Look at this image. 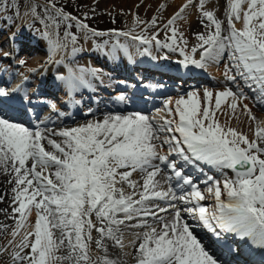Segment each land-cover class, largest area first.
Listing matches in <instances>:
<instances>
[{
    "label": "snow or ice",
    "instance_id": "snow-or-ice-1",
    "mask_svg": "<svg viewBox=\"0 0 264 264\" xmlns=\"http://www.w3.org/2000/svg\"><path fill=\"white\" fill-rule=\"evenodd\" d=\"M206 3L198 0L205 31L196 34L199 43L189 49L178 21L186 19L193 0H186L167 19L164 41L158 39L159 32L147 34L157 27V17L147 22L137 17L136 25H144L139 33L104 32L85 22L87 14L81 19L66 11L60 0H30L23 13L29 22L18 27L10 40L15 43L25 34L38 37L48 63L64 65V58L56 57L69 45L75 56L81 50L76 47L81 34L86 39L114 35L126 42L116 39L109 48V40H104L95 47L112 55L122 51L130 61L133 54L127 40L136 43L137 54L152 60H171L167 53L152 55L153 47L178 51L182 59L155 66L162 77L175 73L182 78L192 66L204 69L209 63H223L222 75L230 86L215 96L204 88L203 106L197 90L166 100L168 118L162 122L146 114V109L128 111L129 104L137 105L143 97L121 92L116 102L124 110L55 131L40 126L44 122L37 111L48 108L64 115L55 102L39 93L34 94V102L21 85L0 84V171L11 176L16 205L12 212L18 214L12 217L15 226L8 247H0V253L11 248L12 264H128L126 257L131 264H226L216 249L229 235L264 250V122L257 123L256 138L250 140L221 123L217 115L235 118L241 103L249 99L245 88L264 106V0H226V26L206 9ZM22 4L23 0H0V12L11 8L18 18ZM5 20L11 22V17ZM238 22L242 27H236ZM11 55L5 52L3 58ZM64 66L66 74L58 71L54 79L63 83L75 104L81 101L73 93L92 88L89 77L103 83L100 70ZM162 86L157 81L150 87ZM223 104L229 112H222ZM243 109L256 120L247 104ZM29 113L37 124H32ZM88 114L93 115L91 108ZM202 164L224 175L218 179L205 174L200 182L206 185L203 191L185 171L191 166L204 173ZM165 169L171 171L166 182L176 181L167 189L157 179ZM223 170H231L232 175ZM209 196L214 200L211 208L201 204ZM33 212L34 224L29 220ZM188 217L206 232L197 233ZM6 229L7 225H0V230ZM94 249L99 254L94 255ZM110 249L118 251L113 255Z\"/></svg>",
    "mask_w": 264,
    "mask_h": 264
},
{
    "label": "bare ground",
    "instance_id": "bare-ground-1",
    "mask_svg": "<svg viewBox=\"0 0 264 264\" xmlns=\"http://www.w3.org/2000/svg\"><path fill=\"white\" fill-rule=\"evenodd\" d=\"M184 1L185 0H121V2L125 3L122 9L126 10L125 13H127L129 17H132L131 20H129V23L127 24L128 29L126 31H129L131 29L136 33L140 32V28L143 27L144 25L143 24H141L139 26L136 25L135 22H136L137 17H139V19L141 21H144V22L151 21L153 17H157V27L149 29L147 34L151 35L155 32H159L158 39L164 41L166 39V37H165V30L163 28V25L166 23L167 19H169L179 9V8L177 9L176 7L180 6V4H182ZM193 1H195V0H193ZM113 3H114V0H92V5L95 6L97 4V7H100L103 4L112 5ZM170 3H172V4L168 8V4H170ZM195 3H196V1H195ZM195 3H194L193 8L191 9V7H190L191 10H189L193 13L189 16V15H187V12H185L186 19L178 21L180 30L184 33V36L188 41V48L189 49H191V47H193L199 43L197 38H196V34L199 32L205 31V28L200 23L201 14H200V10H199V4L197 3L195 5ZM162 4L166 5V7L160 8V5H162ZM183 5H184V3H183ZM205 7L207 10L214 11L215 15L218 19L224 20L225 26H226V24H227L226 15H225L226 6H224L222 3H220L219 0H207ZM205 23H207V21H205ZM236 27L240 28V27H242V24L241 23L236 24ZM169 35H170V33H169ZM7 41H10V40H8V38H5V40L1 41L0 43H6L7 44ZM120 41L122 43H124V42H126V38L120 37ZM19 42H23L24 44L28 45V48H33V45H37V47L33 50L28 49L29 53H34L39 49H41V50L44 49L43 45H42V47L38 46L39 44L41 45V43H42V42H40L38 37L32 36V37L28 38L27 36H24L23 39L17 40V43H19ZM127 42L130 44V51L133 54V59L131 61L128 59L127 56L124 55V53L122 51H118L115 55L109 54L107 49H104V50L98 49V50L94 51L96 53V56L105 57L109 61L108 64H115V66L112 67V70L118 74L121 73L122 76H124L126 79H124L122 77H118V79H117L115 77L114 80H111L110 78L100 76V79H102V81H103V83H100L99 79H94V78L89 77L91 84H92L91 89H95V92L100 94V97H99V95H93V101L96 102V100H97L96 98H99L100 101H101L100 98H108L109 95L107 93V90L112 91L115 82L119 83L121 85H124V84L127 85V86H125V85L123 86L124 88H126V91H125L126 94L120 90H116L113 92V94L114 93L115 94L112 96V98L116 99V96L121 94V92H123L125 95H130V96H132L133 94L136 95L135 93L138 92L137 86H139V85L149 87L148 90L144 91L145 93L147 92L149 94H152L155 92L156 94H159L162 89L168 88L167 79L177 78L178 85H176L174 87V89H172V90H176V92L182 91L179 89V87L181 86L182 83L185 82V80H189V81H186L187 82L186 84H184V85L188 84V86L189 85H195V83H197V82L207 80V77H205L204 74H202L201 72L196 73V72H194V70H192L191 72L190 71L186 72L185 74L182 75V78H178L175 73H169L168 75H164L163 78H159L158 74H160V73L157 71H155V72L153 71L156 68L155 66L159 63H168V62L162 61V60H152L151 57H149L147 55H143V56L139 55L136 52V43L131 42L130 40H127ZM168 42H170V41H168ZM142 47L143 46H141V48ZM163 51H166L168 53H172L167 49L157 51L155 49V47H153L152 55L161 56L163 54ZM82 52L85 53V56H83L82 58H78V59H77V55H79V52H78V54L76 53V55L73 56L72 53H65L64 51H61L56 58L60 59L61 57H63L64 63H66V65H68V63H72L71 65H73L74 70L78 69L79 67L102 70V68L98 64H96L95 62L89 61L88 58H89V56H91L90 51H82ZM12 55H13V53H12ZM0 56H3V54H1ZM197 56L199 57L198 54H197ZM46 57L47 58L44 60L47 62L48 56H46ZM30 60H29V64H31ZM120 60H124V61L126 60V62H125V66L127 68L126 70H124L121 66H119L117 64L120 62ZM3 61L7 62L6 59H3ZM31 62L32 63L34 62V65L36 66V63L34 60H31ZM3 65H5V63H3ZM3 65L0 67V69L3 67ZM48 65H52L53 69L56 66V65L51 64V63H48ZM216 66H218V65H216ZM213 67H212V69H213L214 74L218 78H220V81H225L223 78V75H222V73L224 71L223 68L217 69V67L216 68H213ZM105 68H106V71H105L106 75H114V73H111L112 71H111L109 65H107V67H105ZM218 68H219V66H218ZM37 69H38V67H37ZM131 70H134L136 72L135 76H132L130 74ZM11 71H12L11 74L13 72H15L13 69ZM53 72L54 71H52V70H48V68H46V69L44 68L39 72H37V70L34 71V73H35L34 77H35L36 83H40V85L46 84V86H50L52 84L51 81L53 80V75H54ZM151 72L155 78L151 77V79L150 78L144 79V75L146 73H151ZM62 73L66 74V69L63 70ZM14 76H15V80H16L15 83H18V81H22V83H23L24 79L22 76L16 77V73L14 74ZM184 77H187V78L184 80L183 79ZM158 79H161L160 82L162 83L163 86L162 87H156V88L150 87L151 85H156L157 81H159ZM138 80L141 81V84L138 82ZM162 81H164V82H162ZM217 82H219V80H217ZM58 83H59V86L61 89V92L59 93V97L62 98L63 101L64 100L68 101L69 98H67L68 95H66V92H67L66 87L63 85L62 82L59 81ZM105 89H106V91H105ZM214 92H216V91H214ZM170 95H171L170 99H172L173 101L178 98L174 93H172ZM214 96H215V93H214ZM142 97L143 98L149 97V99L150 98L152 99V95L149 96V95L145 94ZM70 99L72 100V103H71ZM70 99H69L70 100V107L73 108L74 102H73L72 98H70ZM154 99L157 100L160 98H159V96L156 95ZM34 100H35V98H34ZM99 100L97 101V103L99 102ZM55 103L57 104V106L60 110L61 107L58 105L57 102H55ZM213 104H214V99H213ZM243 104L248 105V108L251 109V112L256 117V119H261L258 122H264V106L260 107V108H255V107L251 106L250 103L248 102V100L246 99L241 103L240 107L237 109L235 118H229L228 116L221 115L220 113H218L217 115H218V118L221 121V123L226 122L228 124V126L233 127V128H238L241 125L242 127L239 130L245 131L246 128H244V126L241 123L243 121L251 123L252 119H250L249 115L247 113H245V111L243 109ZM135 106H143V104L140 103V105H135ZM222 110L225 113L229 112L227 104L222 105ZM62 111L63 110H61V112ZM83 112H87V110L84 109ZM107 112H109V111L98 113L97 117H95V118H102V116L104 114H106ZM95 118H93V119H95ZM167 118H168V116H167ZM253 121H255V120H253ZM78 124H83V123H77L74 125L68 124V125H64L62 127H57L54 129L50 128V129L59 130V129L65 128V127H73V126H76ZM262 126H263V124H262ZM246 131L250 133V135L252 136V139L256 138L255 137V131H248V130H246ZM249 139L251 140V138H249ZM206 166L208 167V165H206ZM210 169L213 172L217 171L214 168H210ZM157 179L160 180L159 177H157ZM9 180H11V176L0 171V196H2L4 198L2 201H0V225L9 224L10 222H12L14 220V219H12V217L15 214L12 212V207H14L16 205L12 204V192H11L12 184L9 183ZM35 219H36L35 212H33L32 215L29 217V220L31 223L34 224ZM1 234H2V232H1ZM9 237H10V234H8V235L6 234L4 237H2L3 240L1 239V242L6 241ZM238 244H239V247H241L239 249L241 251H243V252L240 251V254H241L240 257L245 259L243 261L244 264H246V263L247 264H264V250H260V249L256 248L255 246H250V245L244 244L243 241H239ZM6 247H8V245ZM117 251L118 250L110 249V252H112L113 255H115ZM10 252H11V248H9V252L0 253V259H3V258L7 259L8 258V260L6 262H3L2 264H12V259H11V256L9 254ZM125 259L128 260V264H131L130 258L126 257Z\"/></svg>",
    "mask_w": 264,
    "mask_h": 264
},
{
    "label": "rangeland",
    "instance_id": "rangeland-1",
    "mask_svg": "<svg viewBox=\"0 0 264 264\" xmlns=\"http://www.w3.org/2000/svg\"><path fill=\"white\" fill-rule=\"evenodd\" d=\"M196 1V3H195ZM193 1L195 3V5L198 3V0ZM30 0H23V4L20 8V16L17 18L13 12L14 10L9 8V10L7 12H0V40L3 41L5 40V38H8V40H10V37L12 35L13 32H15L17 30L18 27L25 25L29 22V17H25L23 15L24 11L26 10L27 5L29 4ZM40 3H43L44 0H39ZM220 3H222L224 6H226V0H219ZM184 4L186 3V0L183 2ZM180 4V6H177L176 8H180L182 5ZM194 3L191 7V9L194 6ZM60 4L65 6L66 11L70 12L69 9H71L73 11V15H76L77 17L81 18V19H85V14H87L88 19L85 20L86 23H88L90 25V27L97 29L98 31H104V32H108L109 30H118V31H126L127 28V24L129 23V20H131L132 17H129L126 12V10H123V6H124V2H121V0H114V3L112 5L110 4H103L100 7H97V4L95 6L92 5V0H60ZM172 3L168 4V8L169 6H171ZM189 7V9H187V15H191L193 12L189 11L191 10ZM124 12V13H123ZM71 13V12H70ZM10 16L11 17V22L6 21L5 17ZM127 16V17H126ZM239 24V22L237 23ZM37 28L40 27L39 24L36 25ZM13 31V32H12ZM73 31H75V29H73ZM25 36H27L28 38L32 37L31 34H25ZM34 37V36H33ZM116 39L120 40V37H116L114 35L112 36H105V37H93L91 39H86L83 37V35L81 34V38L79 40V43L76 45V47L80 48L81 50L79 51V55H77V59L78 58H82L83 56H85V53L82 51H90L91 52V56H89V61L91 62H95L96 64H98L102 70H100V76L106 77V78H110L111 80L115 79V74H118L116 72H114L112 70V67L115 66V64H108V60L105 57H98L96 56V53L94 52L95 50H98L95 45L96 44H102L104 40H109V48L111 47V44L115 42ZM0 41V42H1ZM41 42V41H40ZM132 42V41H131ZM2 44V48L5 47V45H10L12 46V48H14L15 52L19 53L18 55H16V59L20 60V59H24L27 61V63L25 65H22L21 68L18 69V74L16 73V77L18 76H22L24 77L29 76L30 74H33L34 76V71L37 70V72L41 71L42 69H46L48 68V70H52V65H48V62H46L44 59H46L47 55H46V50L44 49H39L34 53H29V50H33L37 47V45H33V48H28V45L24 44L23 42H19L17 43V41L15 43H13L11 40L7 41L6 43H1ZM17 45H19V48L17 49ZM43 43H41V45L39 44L38 46L42 47ZM71 47L72 45H69V48L67 49V51H64L65 53H71ZM9 50H12L11 48L6 47ZM29 49V50H28ZM4 52V50H3ZM167 53L168 55L171 56V60L167 61L168 63H175L176 61L182 59V57L180 56V53L178 52H172V53H168L166 51H163V54L161 55V57ZM3 54L2 52H0V55ZM14 54V53H13ZM78 54V53H77ZM26 55V56H25ZM80 56V57H79ZM34 60L36 63V66L34 65V62L32 63L31 60ZM196 58L199 59V57L196 55ZM29 60L30 63L29 64ZM42 61V62H41ZM68 61V60H67ZM125 62L126 60H120L119 63H117L118 65H121V67L126 70V66H125ZM72 63H68V65H66V63H64V65L68 66V67H72L73 65H71ZM64 65L61 66H55L54 68V72L55 75L57 74V72L59 71L60 73H62L63 70L66 69V67ZM107 65H109L110 69H111V73H114V75H106L105 71ZM214 66V67H213ZM219 66V68H218ZM216 66V64H212L209 63L206 65V67L204 69H197L201 71V73L203 72V74L205 75V77H207V82L202 81L199 84H195L192 86H188L184 85L189 80H185L186 78H183L185 80L184 83L181 84V86L179 87L180 90H182L181 92L177 93L174 92V87L176 85H178V80L177 78H173V82L171 83V87L172 89L169 91H167V93L163 94V96L160 97L159 100H157L155 103H153L152 105L150 104L149 101L147 100H143L142 103L143 105H145V109L146 114L154 116L157 121H163L164 119L167 118L168 114L167 112L164 110L165 109V101L170 99V94L174 93L178 98L182 95H185L187 92L189 91H193V90H197L200 92V96H201V104L203 106V89L204 88H208L209 90H212L213 93H215L214 91H222L224 89V87L226 86H230L228 84L227 81L221 82L220 78H218L214 72H213V68L220 69L223 68V63H221L220 65ZM1 67V66H0ZM38 67V69H37ZM29 69H32L33 71H29ZM212 69V70H211ZM17 70V69H16ZM152 71V70H151ZM154 72L157 70H153ZM158 72V71H157ZM135 71L131 70L130 74L132 76H135ZM213 73V74H212ZM121 74V73H119ZM118 74V75H119ZM159 78H163L160 74H158ZM155 78L154 75L151 73H146L144 75V79L147 78ZM136 78V77H135ZM159 81H161V79H158ZM183 80V81H184ZM217 80H219V82H217ZM33 81V78H32ZM138 82L141 84V81L138 80ZM164 82V81H162ZM36 83V80H35ZM33 83H29L27 86L32 87V91L33 92V98L35 97V93H38V90L35 88H33ZM183 85V86H182ZM148 87V86H147ZM89 90V92H91V95L87 94L86 92L80 90L79 93L75 94L76 98L75 100H80L81 103L80 104H75L74 105V114H72V111H70V104L68 101L66 102H62L59 103V106H61V109H63V113L64 115L60 116L57 115L55 112L50 111L48 108H43L40 109L39 111V120L43 121L44 123L41 124V127H47V128H57V127H62L64 125H74L77 123H85L87 120L93 119L95 117H97L98 113L96 111H93V115H89L88 111L87 112H83L84 109L88 110L89 108H94L93 105L90 104V102L93 101V97H92V93L94 92L93 89L91 88H86ZM59 90V89H58ZM115 90H121V91H125V89H122V87L120 86H115L113 88V90L111 92L108 93L109 97L108 98H101V103H99V106L103 109L102 104L104 102H113L118 104L116 102L115 99H111V97L115 94H113V92ZM61 91V89L57 92V94ZM233 91H235V89H233ZM244 91L246 92V94L248 95L249 99L248 102L250 103L251 106L255 107V108H260L263 107L260 104H257L256 101V97L253 95V93L251 91H249L247 88L244 89ZM40 94V93H39ZM57 94H53L51 95V97L49 96V94H47V97H50L48 99V101L50 102L52 99L61 101V98L57 95ZM100 97V94H98ZM68 98H70L68 96ZM186 98V97H185ZM99 99V98H97ZM146 101V103H145ZM52 102V101H51ZM110 102V103H111ZM120 105V104H119ZM121 106L120 110H124V108ZM106 112V109H104ZM132 110H128V111H133ZM118 110H111V112H116ZM223 112V110H222ZM66 113V114H65ZM101 113V112H100ZM79 114V115H78ZM261 119H256L255 121L251 120V123H248L246 121H243L241 124L244 126V128H246V130L248 131H255L256 130V126L258 121H260ZM34 125L38 123V121L36 120V117L33 121ZM264 126V124H263ZM241 125L238 128H235L236 130L241 129ZM237 130V131H238ZM243 131V130H239L240 132H242L243 134H245L248 138H251L252 140V136L250 135L249 132L247 131ZM58 131V130H55ZM178 135V134H177ZM204 168V173H199L197 172L195 169H193L191 166H187L185 171L189 172L197 181L198 186L200 187V189L203 191V189L206 187V185H204L203 183H200L201 181H203L207 175H213L218 179H223L224 175H222L220 172L214 173L212 172V170H210V168H207L204 165H201ZM223 173L231 176V170H223ZM171 175V171L168 169H165L160 176H158L160 178V182H161V186L164 189H167L169 183L175 185L176 181L175 179H172L170 182H166L167 177ZM179 194V193H178ZM162 203V202H161ZM201 204L204 206H207L209 208H211V206L214 205V200L209 196L206 200L201 201ZM15 216H18V214H15ZM188 222L190 224L193 225V227L195 229H197L201 234H204V229H202L199 225L198 222L193 221L191 217H188ZM190 219V220H189ZM8 226V229L6 230H0L2 232H0V247H6L8 245V240L11 238V236L6 240L1 242L2 237H4L6 234L8 235L11 231V228L15 226V221L13 220L12 222H10L9 224H5ZM6 231V232H5ZM6 233V234H5ZM94 236H96V233H93ZM210 235V234H209ZM3 240V239H2ZM6 242V243H5ZM94 247V246H93ZM94 255L99 254L97 250L94 249ZM9 257V256H8ZM8 260L3 258L0 259V264H2L3 262H6Z\"/></svg>",
    "mask_w": 264,
    "mask_h": 264
},
{
    "label": "trees",
    "instance_id": "trees-1",
    "mask_svg": "<svg viewBox=\"0 0 264 264\" xmlns=\"http://www.w3.org/2000/svg\"><path fill=\"white\" fill-rule=\"evenodd\" d=\"M71 2H72V0H71Z\"/></svg>",
    "mask_w": 264,
    "mask_h": 264
}]
</instances>
